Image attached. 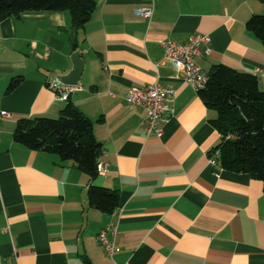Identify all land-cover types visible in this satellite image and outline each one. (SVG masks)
I'll return each mask as SVG.
<instances>
[{
	"label": "crops",
	"instance_id": "0c3cea01",
	"mask_svg": "<svg viewBox=\"0 0 264 264\" xmlns=\"http://www.w3.org/2000/svg\"><path fill=\"white\" fill-rule=\"evenodd\" d=\"M94 1L76 31L66 11L0 22V111L7 113L0 119V264H264V185L209 164L219 142L209 123L216 113L171 62L154 67L163 42L185 44L196 34L209 38L210 55L195 58L204 72L217 64L264 70V46L245 28L264 4L157 0L145 20L134 10L146 0ZM74 51L84 67L80 89L66 99L92 121L102 145L92 183L117 193L111 215L88 207L90 181L75 163L12 136L21 118L59 114L66 99L49 85L72 71ZM16 76L22 80L7 92ZM154 83L173 93L160 137L146 132L144 111L125 100L129 88ZM107 227L112 255L97 241Z\"/></svg>",
	"mask_w": 264,
	"mask_h": 264
},
{
	"label": "trees",
	"instance_id": "16d2710c",
	"mask_svg": "<svg viewBox=\"0 0 264 264\" xmlns=\"http://www.w3.org/2000/svg\"><path fill=\"white\" fill-rule=\"evenodd\" d=\"M264 4V0H258ZM96 7L94 0H0V22L22 13L66 11L76 31L89 21ZM245 28L264 46V15L253 14ZM205 85L197 95L216 113L209 121L218 132L219 142L209 152H217V165L224 171L242 173L264 185V91L253 74L227 66L213 65ZM22 77H12L6 91H12ZM13 140L25 148L71 161L89 178L88 207L111 215L118 206L116 192L94 185L102 145L93 135V123L69 100L55 118H21L14 127Z\"/></svg>",
	"mask_w": 264,
	"mask_h": 264
},
{
	"label": "built area",
	"instance_id": "2783aa9c",
	"mask_svg": "<svg viewBox=\"0 0 264 264\" xmlns=\"http://www.w3.org/2000/svg\"><path fill=\"white\" fill-rule=\"evenodd\" d=\"M146 1L144 6L137 7L134 10V14L136 17L150 20L153 16L154 6L157 0ZM161 48L163 51L162 58L159 63L154 64L155 69L160 63L171 62L182 80L191 85L194 90L197 91L205 85L208 79L207 74L196 64L195 58L201 55H210L211 49L207 36L191 35L187 38L185 44L166 41L161 44ZM254 76L259 80H264V70H256ZM57 82L49 85V87L56 92V99H66L68 93L80 89L78 87L62 88L60 87L61 84L58 82L59 85ZM62 91L64 93L63 95H61ZM172 94L171 91L163 88L158 83H154L148 86L129 88L125 100L128 104L139 107L144 111L146 132L160 137L162 134V124L172 116ZM6 117L7 113L0 111V119ZM217 157V152L212 153L209 157V164L212 166L216 165ZM109 230L111 229L107 227L100 231L97 236V241L108 255H112L117 249V246L114 241L107 236Z\"/></svg>",
	"mask_w": 264,
	"mask_h": 264
},
{
	"label": "water",
	"instance_id": "95a60500",
	"mask_svg": "<svg viewBox=\"0 0 264 264\" xmlns=\"http://www.w3.org/2000/svg\"><path fill=\"white\" fill-rule=\"evenodd\" d=\"M71 61L73 64L72 71L66 76L57 78V81L64 87H77L83 71L84 63L78 51L73 52Z\"/></svg>",
	"mask_w": 264,
	"mask_h": 264
},
{
	"label": "rangeland",
	"instance_id": "374dc122",
	"mask_svg": "<svg viewBox=\"0 0 264 264\" xmlns=\"http://www.w3.org/2000/svg\"><path fill=\"white\" fill-rule=\"evenodd\" d=\"M261 15H264V14H261Z\"/></svg>",
	"mask_w": 264,
	"mask_h": 264
}]
</instances>
